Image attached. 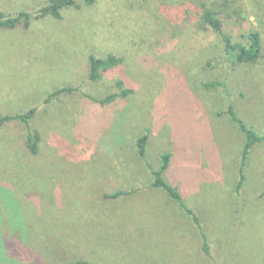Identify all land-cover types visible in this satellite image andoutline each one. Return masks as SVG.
<instances>
[{
  "label": "rangeland",
  "instance_id": "rangeland-1",
  "mask_svg": "<svg viewBox=\"0 0 264 264\" xmlns=\"http://www.w3.org/2000/svg\"><path fill=\"white\" fill-rule=\"evenodd\" d=\"M77 1L55 19L37 13L47 0H0L5 17L30 14L27 27H0V116L36 109L40 136L31 157L19 121L0 129V264H264V142L238 188L244 135L225 114L231 104L264 134V0ZM202 4L234 43L259 34L256 63L227 58ZM109 55L121 61L90 80L89 57ZM61 88L72 91L45 103ZM165 153L164 179L208 255L190 217L151 187L148 166Z\"/></svg>",
  "mask_w": 264,
  "mask_h": 264
},
{
  "label": "trees",
  "instance_id": "trees-1",
  "mask_svg": "<svg viewBox=\"0 0 264 264\" xmlns=\"http://www.w3.org/2000/svg\"><path fill=\"white\" fill-rule=\"evenodd\" d=\"M84 5H93L95 3L94 0H82ZM213 6V5H212ZM78 7L77 0H47V2L41 6L37 13L39 17L50 16L52 18L58 19L60 17V13L62 10ZM202 8L201 14L199 16L200 23L207 29H210L213 33L220 36L221 41L224 46V53L228 59L233 60L237 64H254L260 57L261 52V41L260 36L257 32H250L246 36H242L245 39L244 43L236 42L234 43L230 36H228L224 32V26L222 22V18L220 17L219 12H217L213 7H204L202 4L200 6ZM29 17L30 14L27 12H20L13 17H5L0 13V27L1 28H14L17 24L23 23L24 27L29 25ZM120 58H116L112 55L107 56L106 58L98 59L93 56H90L88 59L89 62V79L92 81L97 80L100 77V73L109 68L115 67L119 62ZM214 84H206V87H213ZM72 91L71 88H61L56 90L54 93L48 96L45 100V103H48L52 97L60 93H68ZM122 96L126 95V92L121 93ZM116 94H111L106 98L100 100V103L111 102L116 97ZM36 109H28L23 113H17L14 115H3L0 116V129L4 126V124L11 121H19L25 128V138H24V147L26 149L27 155L31 157H35L39 154V143L40 136L37 131L33 130L30 126L31 120L35 115ZM225 114L229 117L231 122H233L239 129V131L244 135V144L242 149V154L240 157L239 163V178H238V188L241 186L244 175L243 168L247 161V156L249 150L252 149L256 144L264 142V134L260 135L255 132L253 129L247 127L245 123L237 117L233 106L228 104L227 110ZM147 142V136L142 135L136 140V147L138 151V155L143 158L145 154V147ZM17 155V154H16ZM170 159V154L165 153L161 157L160 165L157 169H153L151 166L150 172L152 175L151 187L163 191L170 200L174 201L179 208L190 217L191 222L194 226L199 230L200 237L202 240V248L203 252L208 255V245L206 241V237L202 230L200 229V221L198 217L192 212V210L184 203L179 191L171 186L164 179V172L168 168ZM119 194L114 195L117 196ZM70 264H88L84 260L73 261Z\"/></svg>",
  "mask_w": 264,
  "mask_h": 264
}]
</instances>
